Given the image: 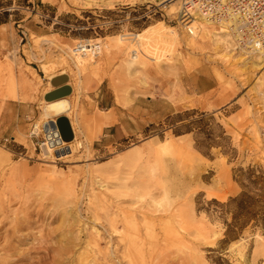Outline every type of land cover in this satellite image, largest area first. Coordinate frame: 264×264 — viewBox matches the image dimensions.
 Masks as SVG:
<instances>
[{
    "label": "rangeland",
    "instance_id": "1",
    "mask_svg": "<svg viewBox=\"0 0 264 264\" xmlns=\"http://www.w3.org/2000/svg\"><path fill=\"white\" fill-rule=\"evenodd\" d=\"M44 1L0 0V264L72 238L73 264H264V58L242 65L236 44L192 32L182 0ZM88 72L141 108L140 135L93 144ZM60 74L77 148L41 128ZM209 86L201 109L192 90Z\"/></svg>",
    "mask_w": 264,
    "mask_h": 264
},
{
    "label": "bare ground",
    "instance_id": "2",
    "mask_svg": "<svg viewBox=\"0 0 264 264\" xmlns=\"http://www.w3.org/2000/svg\"><path fill=\"white\" fill-rule=\"evenodd\" d=\"M110 2V1H109ZM188 2H191L192 5L194 4L192 0H189ZM187 2V3H188ZM191 9V8H190ZM180 11V10H179ZM195 15V13L193 14ZM196 18L198 20H196ZM190 20V19H189ZM194 21H192L191 25L187 26L188 28H190L192 30V32H199V33H202L203 35L205 36H208L209 38H212V39H215L216 41H222V42H225L229 45H233L235 44V39L236 37L233 36L232 34V31L230 30L229 26H230V23H226V22H223L220 24V26L215 29L213 28L211 25L212 23L208 20H205L204 18L202 17H199L197 14L195 15ZM149 28V27H148ZM147 29V28H146ZM150 29V28H149ZM151 31V30H150ZM156 32V31H155ZM191 32V31H190ZM154 33V31H153ZM149 34V33H148ZM138 35V34H137ZM117 37V36H116ZM42 38V36H41ZM45 39V38H44ZM48 40V39H47ZM46 40V41H47ZM112 41H110L111 43ZM110 43H106L104 44V48H106V50H109V44ZM86 44V43H85ZM90 44V42H89ZM88 44V45H89ZM97 44V43H96ZM95 43H92L90 45V47H88L87 45L84 46V48H87L88 47V50L90 51V54L92 53L93 54V51L97 50L96 53L99 52V50L97 49L98 48V45H96ZM113 44H114V41H113ZM36 45V44H35ZM100 45V44H99ZM87 46V47H86ZM238 46V45H237ZM113 47V46H111ZM84 48L82 50H84ZM102 48V47H101ZM100 48V49H101ZM103 48V49H104ZM239 48V53L240 54H243L244 57L243 60L241 61L243 64L242 65H245L247 64L249 61H254L255 59H261V58H264V50H255L253 48H248V47H241V46H238ZM105 50V51H106ZM112 50V49H111ZM82 52V51H81ZM86 52H88L86 50ZM85 52V53H86ZM107 53V51H106ZM75 55H80V54H75ZM74 55V57H75ZM81 56H84V55H81ZM99 56V55H97ZM80 57V56H79ZM85 57V56H84ZM90 57V56H89ZM86 58L87 60L88 59H92L91 58ZM96 57V56H94ZM76 59V58H75ZM78 59V58H77ZM85 63V62H84ZM45 65V64H44ZM81 65V64H80ZM79 64H78V70L83 71L85 70V67H81ZM79 72V71H78ZM97 75V73L95 74ZM67 85H68V82H67ZM70 86V85H68ZM48 90H52L51 87L48 88ZM101 110V109H100ZM43 111H44V114L49 118L48 121H46L45 123H43L42 125V129H43V132L45 134V136L50 140V144L51 146H58L60 144L61 141H63L59 135V132H58V129H57V126H56V123H55V117L57 116H60V115H63V114H67L69 111H70V103L69 101L66 99V97H62V98H59V99H55V100H52V101H47V105L43 108ZM70 116V115H69ZM81 117V116H80ZM47 119V118H46ZM45 121V120H44ZM93 123L95 125H100L102 123V119L98 116H94L93 118ZM70 125H71V128H74L73 127V124H72V121L70 120ZM74 133V132H73ZM74 140V144H75V147H79L81 146V143L80 142H76V140L73 138L71 141L69 142H72ZM63 142H66V141H63ZM69 142H66V143H69ZM71 147L74 149V145L72 144ZM153 148V146H149V151H151ZM135 154V152H134ZM133 155V154H132ZM218 197L219 199H222L221 196H216ZM53 232V231H52ZM54 233V232H53ZM71 236V235H70ZM37 237V236H36ZM98 237V236H97ZM68 238V237H67ZM71 238V237H70ZM35 239V238H34ZM59 240V239H58ZM84 240V239H83ZM87 240V239H86ZM95 239L93 238L92 241H94ZM34 241V240H33ZM64 241V240H63ZM67 241V240H65ZM75 240L72 238V239H68L67 242H65L64 245H62L59 249H55L51 246L47 247L45 246L43 248V250H37V251H34V253L36 252V255L37 256H28V261L29 263L28 264H46V260L51 258V263L49 264H73V261L74 259H72V255L74 254L73 252V247L75 246L74 244H77V242L75 243L74 242ZM100 241V240H99ZM43 242V241H42ZM88 242V241H86ZM90 242V240H89ZM95 242V241H94ZM97 243V242H96ZM95 243V244H96ZM99 243V242H98ZM32 244V243H31ZM62 244V243H61ZM90 244V243H89ZM33 245H35L33 243ZM78 245V244H77ZM41 248V246H39ZM37 247V248H39ZM58 247V246H57ZM30 248V247H29ZM28 248V249H29ZM33 248V247H32ZM35 248V247H34ZM31 249V248H30ZM36 249V248H35ZM95 249V248H94ZM34 250V249H33ZM32 250V251H33ZM30 251V250H28ZM88 253L87 252H83L80 254H78V257L75 259V262L76 264H91V257L90 259L88 258ZM95 262V260H93ZM50 262V261H49Z\"/></svg>",
    "mask_w": 264,
    "mask_h": 264
},
{
    "label": "crops",
    "instance_id": "3",
    "mask_svg": "<svg viewBox=\"0 0 264 264\" xmlns=\"http://www.w3.org/2000/svg\"><path fill=\"white\" fill-rule=\"evenodd\" d=\"M38 2L42 4H50L48 1L44 0H37ZM31 69L35 68L32 66H29ZM200 76L204 78H208L205 73H198ZM29 80H32L33 83L35 82L31 73H26ZM68 75V82L70 84L71 91H74V86L71 81V77ZM82 85L85 88L84 94L88 98L92 100V107H96L99 112L102 114H95V116H98L102 119V123L100 125H95L97 127V130L95 132L96 137L93 139V144L100 141V142H106L107 146L109 145H120L124 143L129 135H140L143 130L142 125V114L140 113L141 108L137 105L134 107L132 106H124L119 104L115 97L112 95V91L108 89L106 93L101 92V85L103 81H98L96 77L92 75V73L88 72L81 78ZM31 88V86H30ZM214 89V86H209L205 89H199L195 87L192 91L195 93L196 96L201 97L200 99H197V102L199 106L202 109V96L207 95L211 90ZM51 90H46L43 92V96ZM29 98L28 99H18L17 102H24L27 105H31V111L33 112L35 110V100L31 99L30 97H33V93L28 89L24 92ZM37 95V94H36ZM9 101H15V99H8ZM86 102V101H85ZM165 104L168 108H166L167 115L173 114L176 112V108L174 107V104L170 101H165ZM47 105L45 103L44 107ZM43 107V108H44ZM101 109V110H100ZM166 115V116H167ZM49 119H46L43 121L44 123L48 121ZM42 128V127H41ZM106 146V147H107Z\"/></svg>",
    "mask_w": 264,
    "mask_h": 264
},
{
    "label": "built area",
    "instance_id": "4",
    "mask_svg": "<svg viewBox=\"0 0 264 264\" xmlns=\"http://www.w3.org/2000/svg\"><path fill=\"white\" fill-rule=\"evenodd\" d=\"M188 1H181L183 21L193 19L197 14L217 25L228 22L236 37V45L264 50V0H192L193 5ZM96 52L93 51L94 54ZM261 137L264 140V128L261 129ZM45 139L46 144H50V140Z\"/></svg>",
    "mask_w": 264,
    "mask_h": 264
},
{
    "label": "water",
    "instance_id": "5",
    "mask_svg": "<svg viewBox=\"0 0 264 264\" xmlns=\"http://www.w3.org/2000/svg\"><path fill=\"white\" fill-rule=\"evenodd\" d=\"M68 75L60 74L50 79L51 85L54 89L48 92L44 98L47 101L62 98L71 92L70 86L67 85ZM55 123L59 132V135L63 141L69 142L74 138V133L70 125V121L67 116L60 115L55 119Z\"/></svg>",
    "mask_w": 264,
    "mask_h": 264
}]
</instances>
